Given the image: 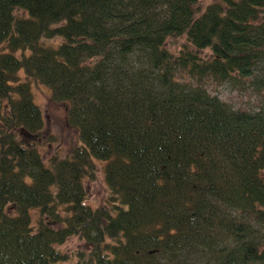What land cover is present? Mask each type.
I'll return each instance as SVG.
<instances>
[{"label":"trees","instance_id":"obj_1","mask_svg":"<svg viewBox=\"0 0 264 264\" xmlns=\"http://www.w3.org/2000/svg\"><path fill=\"white\" fill-rule=\"evenodd\" d=\"M222 3L0 0V264H67L71 237L89 247L74 264H264V107L176 78L264 95V0ZM183 36L196 51L175 57L166 41ZM32 83L78 136L48 165L18 136L43 138ZM95 161L110 197L92 209Z\"/></svg>","mask_w":264,"mask_h":264},{"label":"rangeland","instance_id":"obj_2","mask_svg":"<svg viewBox=\"0 0 264 264\" xmlns=\"http://www.w3.org/2000/svg\"><path fill=\"white\" fill-rule=\"evenodd\" d=\"M238 1V0H236ZM223 0H197V9L200 15L203 14L207 8L213 4H223ZM18 16H23L22 12H17ZM59 42V41H58ZM55 43V42H54ZM186 45L190 51H196L195 48L189 46L185 36L179 38H170L166 41V48L175 57H178L182 51L183 46ZM6 51L5 46L0 47V54ZM199 55L204 59H212L210 51H199ZM21 77L24 79L23 73ZM177 80L182 83L198 85L204 88L211 97H216L235 111L255 112L264 107V95L257 93L252 85L253 80L249 81H234L230 80L221 84L218 80L211 76L205 77L202 82H197L184 71L179 70L176 74ZM32 97L36 106H38L43 114L45 126L42 134V140L29 137L23 133L19 134V139L40 152L44 163L54 157L58 156L62 159L68 156L71 149L78 144V136L67 121L68 107L63 104L52 101L51 92L48 87L42 84L32 83ZM96 170L92 177H86L84 187L86 192V204L92 209L103 207L109 202V191L105 181V163L95 161ZM32 217L33 227H36L39 212L33 210L30 212ZM64 215V214H63ZM56 250L67 257V264H74L79 261L82 254L89 252V247L86 242L78 237L69 238L63 245L56 246Z\"/></svg>","mask_w":264,"mask_h":264}]
</instances>
